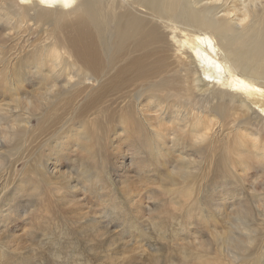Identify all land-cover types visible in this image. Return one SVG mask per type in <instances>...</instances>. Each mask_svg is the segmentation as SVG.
I'll use <instances>...</instances> for the list:
<instances>
[{
  "label": "rangeland",
  "instance_id": "rangeland-1",
  "mask_svg": "<svg viewBox=\"0 0 264 264\" xmlns=\"http://www.w3.org/2000/svg\"><path fill=\"white\" fill-rule=\"evenodd\" d=\"M36 25L0 22V264H264V161L229 157L231 129L192 145L174 127L184 98L158 77L91 103L114 70H88L95 88L48 70L35 50L56 33ZM56 79L73 86L49 95Z\"/></svg>",
  "mask_w": 264,
  "mask_h": 264
},
{
  "label": "bare ground",
  "instance_id": "bare-ground-1",
  "mask_svg": "<svg viewBox=\"0 0 264 264\" xmlns=\"http://www.w3.org/2000/svg\"><path fill=\"white\" fill-rule=\"evenodd\" d=\"M0 22L5 29L25 31L42 23L56 33L50 48H36L48 62L47 67L34 57L42 66L36 70H84L82 83L95 88L88 70L109 65L114 72L88 96L91 103L108 94L107 87L116 92L131 81L158 77L159 88L184 98L174 127L188 132L192 145L231 129L236 138L226 146L229 157L236 153L235 159H242L251 152L264 161V0H0ZM95 38L104 50L102 59ZM170 73L178 76L163 77ZM52 83L60 87L48 92L55 97L73 86L70 80ZM120 119L125 133L128 119ZM20 121L27 131L29 117ZM91 138L86 128L79 147L86 149Z\"/></svg>",
  "mask_w": 264,
  "mask_h": 264
}]
</instances>
